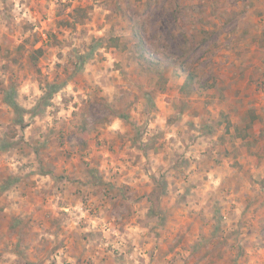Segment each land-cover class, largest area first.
Listing matches in <instances>:
<instances>
[{
	"label": "rangeland",
	"instance_id": "rangeland-1",
	"mask_svg": "<svg viewBox=\"0 0 264 264\" xmlns=\"http://www.w3.org/2000/svg\"><path fill=\"white\" fill-rule=\"evenodd\" d=\"M262 181L264 0H0V264H264Z\"/></svg>",
	"mask_w": 264,
	"mask_h": 264
},
{
	"label": "trees",
	"instance_id": "trees-1",
	"mask_svg": "<svg viewBox=\"0 0 264 264\" xmlns=\"http://www.w3.org/2000/svg\"><path fill=\"white\" fill-rule=\"evenodd\" d=\"M75 16L76 17H81L80 19H78V22H84L85 21V18L87 17V15H86V11L84 10V9H82V8H77L76 10H75ZM66 22H68V21H66ZM68 24H70V25H74V23H72V22H68ZM144 49V48H143ZM40 51V50H39ZM143 56V55H142ZM152 60H154V59H152ZM194 80V76H193V74H189L188 76H187V80H186V82H185V84H184V86H186V85H188L189 83H191L192 81ZM254 118H255V116L252 118V120L251 121H249L247 124H246V126L245 127H243V128H241V129H239V127H235V129H237V131H236V133H237V136L238 137H241V138H243V139H245V138H247L248 136H249V130L252 128V127H254ZM230 126H232V124H231V122H229V124H228V127H230ZM263 182V184H264V181H262Z\"/></svg>",
	"mask_w": 264,
	"mask_h": 264
}]
</instances>
